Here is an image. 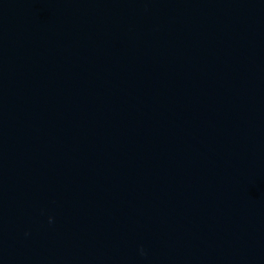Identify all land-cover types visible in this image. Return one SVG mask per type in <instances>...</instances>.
<instances>
[{"label": "water", "instance_id": "obj_1", "mask_svg": "<svg viewBox=\"0 0 264 264\" xmlns=\"http://www.w3.org/2000/svg\"><path fill=\"white\" fill-rule=\"evenodd\" d=\"M0 264H264V0H0Z\"/></svg>", "mask_w": 264, "mask_h": 264}, {"label": "clouds", "instance_id": "obj_2", "mask_svg": "<svg viewBox=\"0 0 264 264\" xmlns=\"http://www.w3.org/2000/svg\"><path fill=\"white\" fill-rule=\"evenodd\" d=\"M49 222H51V218H49Z\"/></svg>", "mask_w": 264, "mask_h": 264}]
</instances>
